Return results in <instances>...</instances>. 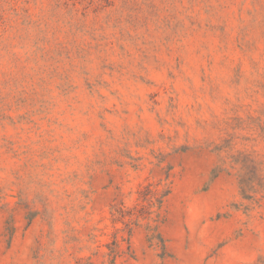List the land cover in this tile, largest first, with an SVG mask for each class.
Listing matches in <instances>:
<instances>
[{
  "label": "rangeland",
  "instance_id": "1",
  "mask_svg": "<svg viewBox=\"0 0 264 264\" xmlns=\"http://www.w3.org/2000/svg\"><path fill=\"white\" fill-rule=\"evenodd\" d=\"M0 264H264V0H0Z\"/></svg>",
  "mask_w": 264,
  "mask_h": 264
},
{
  "label": "trees",
  "instance_id": "2",
  "mask_svg": "<svg viewBox=\"0 0 264 264\" xmlns=\"http://www.w3.org/2000/svg\"><path fill=\"white\" fill-rule=\"evenodd\" d=\"M169 193V188H164L163 190L156 189L152 190L148 187H146V190L144 191L142 195V200L146 203L143 204V211L141 213L142 218H145L148 220V223L146 225V229L148 231V238L149 240H153L154 238H158L159 241L162 243L164 242L163 237L159 231H157V222L160 221V208L162 206V203ZM124 209L118 208L116 210V220L119 217H123L124 215ZM129 211V210H128ZM127 243H129V238H127ZM108 256H110V263H113L115 258L118 256H121V254L124 252L123 249L120 248L119 241L117 238H114L113 241H111L108 244ZM127 253L130 251L129 244L126 246Z\"/></svg>",
  "mask_w": 264,
  "mask_h": 264
}]
</instances>
